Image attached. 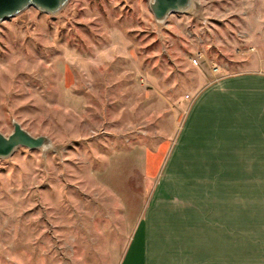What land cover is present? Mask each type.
Returning <instances> with one entry per match:
<instances>
[{"label": "rangeland", "instance_id": "374dc122", "mask_svg": "<svg viewBox=\"0 0 264 264\" xmlns=\"http://www.w3.org/2000/svg\"><path fill=\"white\" fill-rule=\"evenodd\" d=\"M149 1L0 21V132L50 140L0 158V264H119L155 203L166 224L230 227L232 264H264V117H187L212 83L264 77V0H191L162 21Z\"/></svg>", "mask_w": 264, "mask_h": 264}, {"label": "crops", "instance_id": "0c3cea01", "mask_svg": "<svg viewBox=\"0 0 264 264\" xmlns=\"http://www.w3.org/2000/svg\"><path fill=\"white\" fill-rule=\"evenodd\" d=\"M240 77H251L256 80V83L249 85L248 83L234 84L231 82L232 79ZM187 115L193 124L204 117H215L222 124L219 125L220 128L222 126L227 128L231 117H240L242 123L260 121L257 117H264V77L254 74L224 77L204 88L194 98ZM193 117L197 119L194 120ZM222 117H224L223 121L220 120ZM210 132L212 130L207 131L206 136H210V141L216 143L218 136ZM189 133L197 138L196 132ZM230 135L225 133L223 144L226 147L230 146ZM238 135L241 139L240 145L247 146L249 144L248 130ZM258 136L256 135L257 139ZM261 138L262 135H260ZM228 149L225 154L229 152ZM229 154L232 155V152ZM232 161L233 159L230 158L226 162L231 163ZM185 201L181 206V210H185V212L182 211L184 217H186V212L187 215L190 213L187 209L189 207L199 210V213L192 212L193 216L199 217L201 205L197 206L191 204L189 200ZM149 207L150 212L134 228L126 252L119 264H232L233 232L230 231V227L212 226L207 223L166 224L158 219L168 214L164 211L166 206L155 203Z\"/></svg>", "mask_w": 264, "mask_h": 264}, {"label": "water", "instance_id": "95a60500", "mask_svg": "<svg viewBox=\"0 0 264 264\" xmlns=\"http://www.w3.org/2000/svg\"><path fill=\"white\" fill-rule=\"evenodd\" d=\"M67 0H0V21L15 16L28 7H35L45 13H55ZM191 0H150L149 9L156 21H162L171 13L184 12ZM12 131L8 135L0 132V158L8 157L16 147L28 149L48 147L50 140L45 135H32L17 121H12Z\"/></svg>", "mask_w": 264, "mask_h": 264}, {"label": "built area", "instance_id": "2783aa9c", "mask_svg": "<svg viewBox=\"0 0 264 264\" xmlns=\"http://www.w3.org/2000/svg\"><path fill=\"white\" fill-rule=\"evenodd\" d=\"M194 61H196V60L194 59Z\"/></svg>", "mask_w": 264, "mask_h": 264}]
</instances>
